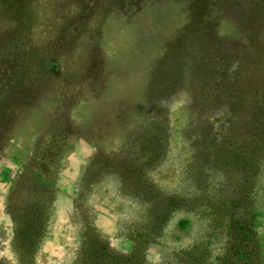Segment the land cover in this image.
<instances>
[{
    "label": "rangeland",
    "instance_id": "374dc122",
    "mask_svg": "<svg viewBox=\"0 0 264 264\" xmlns=\"http://www.w3.org/2000/svg\"><path fill=\"white\" fill-rule=\"evenodd\" d=\"M126 1L0 0V264H264V0Z\"/></svg>",
    "mask_w": 264,
    "mask_h": 264
},
{
    "label": "trees",
    "instance_id": "16d2710c",
    "mask_svg": "<svg viewBox=\"0 0 264 264\" xmlns=\"http://www.w3.org/2000/svg\"><path fill=\"white\" fill-rule=\"evenodd\" d=\"M121 1L122 0H116V3L120 4L122 3ZM232 1H234L235 4L240 3L241 5L246 0H232ZM129 4H131L130 0H127L125 3V6H128ZM252 4L255 5L253 2ZM190 26L191 24L188 22V24L183 27V29H186L184 31H189ZM181 36H184V35L182 34ZM259 95H261V100L259 99ZM248 102H249V107L251 108V111H249L250 116L248 117L245 123V126H246L245 128L248 131V137H249V140H247V143L249 144L253 143L254 145L253 151L255 153H259V151L262 148H264V143L260 142V145L258 146L255 143V139H258V140H260V138L264 139V81H262V83H260L258 86L253 88V92L251 93ZM236 151H238L236 152L237 154L243 155V151H245V148H237ZM249 158L251 157L244 156V160L249 159ZM234 160L238 163L240 162L241 157L239 155L238 156L235 155ZM21 173L22 175L20 177V180H24L25 174L29 173V170L24 169ZM48 188H52V185H50L49 187H45V189H48ZM12 195H13V189H12ZM250 209H251L249 210L250 216L248 218L244 216L240 217L238 223H240V225L245 227V231L250 230L252 232L251 234L253 238L252 242L254 241V243H256L255 241L256 239L253 234L255 224H256V220H255L256 218L254 214L255 208L251 206ZM222 219H225V218L223 217ZM237 252L239 253V251ZM111 259L115 260L117 264H132L133 262L135 264H140L142 262L138 252L136 251L129 253V254H125V255L118 254L115 252L111 255ZM236 264H247V263L242 260V261L237 262Z\"/></svg>",
    "mask_w": 264,
    "mask_h": 264
}]
</instances>
